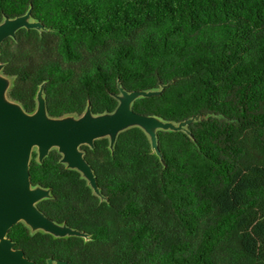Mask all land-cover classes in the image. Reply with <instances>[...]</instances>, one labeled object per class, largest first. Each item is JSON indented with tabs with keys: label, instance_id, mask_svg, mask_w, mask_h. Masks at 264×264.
Returning a JSON list of instances; mask_svg holds the SVG:
<instances>
[{
	"label": "trees",
	"instance_id": "16d2710c",
	"mask_svg": "<svg viewBox=\"0 0 264 264\" xmlns=\"http://www.w3.org/2000/svg\"><path fill=\"white\" fill-rule=\"evenodd\" d=\"M9 99L50 120L131 110L171 124L139 127L80 152L97 191L59 149L31 153L36 204L59 238L14 225L33 264H264V0H0ZM180 127H183L180 129Z\"/></svg>",
	"mask_w": 264,
	"mask_h": 264
},
{
	"label": "water",
	"instance_id": "95a60500",
	"mask_svg": "<svg viewBox=\"0 0 264 264\" xmlns=\"http://www.w3.org/2000/svg\"><path fill=\"white\" fill-rule=\"evenodd\" d=\"M38 27L39 24L29 22L28 15L13 21L6 20L0 26V45L5 39L13 37L20 28ZM2 93L3 84L0 82V264H33L25 259L22 252L15 251L13 244L6 238L8 231L17 223L25 222L34 229L59 238L80 236L77 232L48 221L36 209V204L49 194L33 190L30 186L28 164L33 148L39 149L41 160L51 148H59L69 168L79 171L96 192V180L79 150L81 146H91L94 141L104 137H110L113 145L119 133L139 127L150 137L152 147L156 149L154 130L176 131L171 124L139 116L131 110L137 98L149 97L153 93L123 92L119 98L120 105L113 115L93 118L87 112L85 118L77 122L50 120L41 97L38 99L37 114L29 116L21 109L6 104L2 100Z\"/></svg>",
	"mask_w": 264,
	"mask_h": 264
},
{
	"label": "rangeland",
	"instance_id": "374dc122",
	"mask_svg": "<svg viewBox=\"0 0 264 264\" xmlns=\"http://www.w3.org/2000/svg\"><path fill=\"white\" fill-rule=\"evenodd\" d=\"M29 22H31V20H29ZM0 82L3 84V93H2V100L8 104V105H11V106H14V107H17L20 109V107L15 104L14 102H12L10 99H9V96H8V91L10 89V86H11V81L10 79L6 78L3 74H2V71L0 69ZM86 115H84L83 117H80V118H77L75 116H66L58 121H62V122H67V121H73V122H77V121H81L85 118ZM183 127H180V129H182ZM52 149H59V148H56V147H53L51 148L50 150ZM34 151H39V149L37 147L33 148L31 153L34 152ZM31 156V155H30ZM29 226V225H28ZM33 231H36L38 229H34L32 228L31 226H29Z\"/></svg>",
	"mask_w": 264,
	"mask_h": 264
}]
</instances>
